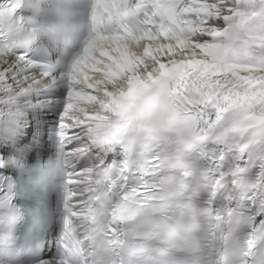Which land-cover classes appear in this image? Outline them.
<instances>
[{
  "label": "snow or ice",
  "instance_id": "6c2138e0",
  "mask_svg": "<svg viewBox=\"0 0 264 264\" xmlns=\"http://www.w3.org/2000/svg\"><path fill=\"white\" fill-rule=\"evenodd\" d=\"M0 264H264V0H0Z\"/></svg>",
  "mask_w": 264,
  "mask_h": 264
}]
</instances>
